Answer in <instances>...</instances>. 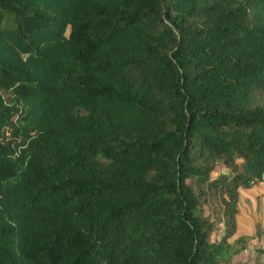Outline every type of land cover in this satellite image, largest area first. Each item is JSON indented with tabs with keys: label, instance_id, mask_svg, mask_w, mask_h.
I'll use <instances>...</instances> for the list:
<instances>
[{
	"label": "trees",
	"instance_id": "1",
	"mask_svg": "<svg viewBox=\"0 0 264 264\" xmlns=\"http://www.w3.org/2000/svg\"><path fill=\"white\" fill-rule=\"evenodd\" d=\"M263 176L264 0H0V264H231Z\"/></svg>",
	"mask_w": 264,
	"mask_h": 264
},
{
	"label": "rangeland",
	"instance_id": "2",
	"mask_svg": "<svg viewBox=\"0 0 264 264\" xmlns=\"http://www.w3.org/2000/svg\"><path fill=\"white\" fill-rule=\"evenodd\" d=\"M241 161V159H237L238 163ZM230 171L231 169L226 166L222 160H220L215 164L212 176L226 174ZM258 185L259 188L253 187L250 189V187H252L250 186L239 190V200L237 204V230L228 242L232 245V247L238 248L241 247V245H244L245 248L235 254L234 260L231 264H235L237 261H247L251 264L259 262L263 258L264 181ZM208 207V212L212 213V209H218L219 205L215 201H211ZM222 232L223 225H221V230L213 233L210 239H219Z\"/></svg>",
	"mask_w": 264,
	"mask_h": 264
},
{
	"label": "crops",
	"instance_id": "3",
	"mask_svg": "<svg viewBox=\"0 0 264 264\" xmlns=\"http://www.w3.org/2000/svg\"><path fill=\"white\" fill-rule=\"evenodd\" d=\"M263 181H264V176H263V179L261 181H259L258 183H256L254 186L250 187V189H252L253 187H258L259 186L258 184H260ZM255 193H256V191H255Z\"/></svg>",
	"mask_w": 264,
	"mask_h": 264
}]
</instances>
